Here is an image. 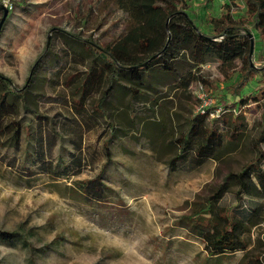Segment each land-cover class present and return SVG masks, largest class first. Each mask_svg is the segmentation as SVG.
<instances>
[{
  "label": "rangeland",
  "instance_id": "rangeland-1",
  "mask_svg": "<svg viewBox=\"0 0 264 264\" xmlns=\"http://www.w3.org/2000/svg\"><path fill=\"white\" fill-rule=\"evenodd\" d=\"M226 6L252 29L243 0H190L187 13L212 35L211 20ZM5 10L0 74L20 91L6 100L22 131L17 144L0 147V231L21 237L0 240V264H249L264 257V189L249 198L226 180L259 155L264 178V56L255 30L258 73L239 90L240 61L228 69L215 59L196 64L188 54L171 75L157 67L141 75L143 85L96 73L91 84L90 49L105 48L125 29L117 0H0V20ZM188 76L197 79L184 87ZM203 103L207 120L197 117ZM237 107L238 115L212 122ZM201 120L221 141L196 166L201 138L186 135ZM98 175L109 188L104 201L81 199L76 183ZM224 183L217 210L242 223L246 250L215 259L185 226Z\"/></svg>",
  "mask_w": 264,
  "mask_h": 264
},
{
  "label": "trees",
  "instance_id": "trees-1",
  "mask_svg": "<svg viewBox=\"0 0 264 264\" xmlns=\"http://www.w3.org/2000/svg\"><path fill=\"white\" fill-rule=\"evenodd\" d=\"M189 2L190 0H117L119 10L126 17L125 29L113 43L105 48L87 42L97 51L95 53L90 49L93 62L87 70V79L107 74L111 83L114 76L119 79L123 75L143 85V82H140L141 75L149 76L154 67L171 75L178 57L188 54L196 64H202L207 59H215L221 63L222 67L225 66L228 69L232 68L234 62L240 61L244 75L238 78L237 89L242 88L252 75L258 73V69L251 65L250 57L253 30L261 37L264 56V0H243L245 12L251 18L250 31L234 20L229 13V7L226 6L227 10L220 18L211 20L212 35L201 32L195 25L187 13ZM225 5L228 4L225 3ZM104 60L109 61V64L102 63ZM95 64L98 65L97 69L94 67ZM112 67L116 69V72ZM121 70H126L127 73H121ZM33 71L34 66L31 68V73ZM193 79L197 78L188 76L183 86L187 87ZM89 82L93 84L92 80ZM9 84L11 81L0 74V147H4L7 141L17 144L22 131L19 122L10 118L13 108L6 100L7 95L18 96L20 91L11 90ZM237 95L241 103H246L242 95ZM239 113L238 107L227 108L226 112L213 118L212 122L222 121L221 119L226 115L234 116ZM197 117L203 120L209 119L206 115L198 114ZM203 120L199 124H192L186 135V139L193 134L201 138L198 146L193 150L196 166L211 158L221 141L220 134L216 130H208ZM182 157L183 155L179 154L174 160H180ZM260 161L261 155L245 166L241 172L229 174L226 177V180H232L237 185V192L240 195L249 198H258L261 195L264 189V178H260L258 168ZM46 170L48 173H53L51 168L47 167ZM252 175L256 177V180H253ZM56 176L59 177V175ZM76 186L75 190L79 197L90 202L104 201L109 190L99 175L93 179L79 181ZM225 192L224 183L208 197L204 207L187 219L190 223L185 226L189 233L202 242L208 257L215 259L246 250L245 243L241 239L244 231L242 223L231 216L223 219L217 210V204ZM19 237L21 236L16 232L0 231V240L7 243L18 240ZM249 264H264V257H256Z\"/></svg>",
  "mask_w": 264,
  "mask_h": 264
},
{
  "label": "water",
  "instance_id": "water-1",
  "mask_svg": "<svg viewBox=\"0 0 264 264\" xmlns=\"http://www.w3.org/2000/svg\"><path fill=\"white\" fill-rule=\"evenodd\" d=\"M7 14H8L7 10H5L4 13H3V16H2V18L0 20V30H1V27H2L4 21H5L6 17H7ZM252 48H253V41L251 40V42H250V57H251V54H252Z\"/></svg>",
  "mask_w": 264,
  "mask_h": 264
},
{
  "label": "built area",
  "instance_id": "built-area-1",
  "mask_svg": "<svg viewBox=\"0 0 264 264\" xmlns=\"http://www.w3.org/2000/svg\"><path fill=\"white\" fill-rule=\"evenodd\" d=\"M204 108H205L204 103L201 104V105L199 106V110H200V113H199V114H200V115H205V114H206V113H204V112H207L208 109H204ZM224 112H226V110H224ZM224 112H223V113H224ZM211 113H212V112H209L207 115H210ZM223 113H222V114H223ZM220 115H221V114H220ZM218 116H219V115H217V116L215 115V118L218 117Z\"/></svg>",
  "mask_w": 264,
  "mask_h": 264
}]
</instances>
